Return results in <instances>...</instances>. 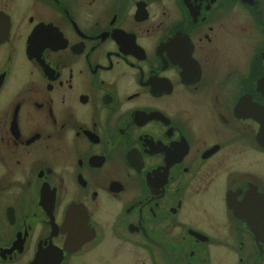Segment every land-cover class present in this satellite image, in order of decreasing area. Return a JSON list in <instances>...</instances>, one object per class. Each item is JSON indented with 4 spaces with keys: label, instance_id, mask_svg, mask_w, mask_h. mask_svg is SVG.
Masks as SVG:
<instances>
[{
    "label": "flooded vegetation",
    "instance_id": "flooded-vegetation-1",
    "mask_svg": "<svg viewBox=\"0 0 264 264\" xmlns=\"http://www.w3.org/2000/svg\"><path fill=\"white\" fill-rule=\"evenodd\" d=\"M0 264H264L260 0H0Z\"/></svg>",
    "mask_w": 264,
    "mask_h": 264
},
{
    "label": "water",
    "instance_id": "water-1",
    "mask_svg": "<svg viewBox=\"0 0 264 264\" xmlns=\"http://www.w3.org/2000/svg\"><path fill=\"white\" fill-rule=\"evenodd\" d=\"M260 4H261L262 19H263V22H264V0H260Z\"/></svg>",
    "mask_w": 264,
    "mask_h": 264
}]
</instances>
